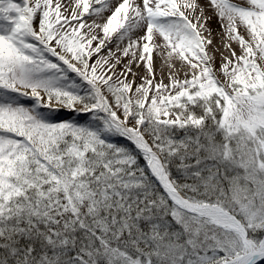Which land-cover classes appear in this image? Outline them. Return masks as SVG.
<instances>
[{
    "label": "snow or ice",
    "instance_id": "obj_1",
    "mask_svg": "<svg viewBox=\"0 0 264 264\" xmlns=\"http://www.w3.org/2000/svg\"><path fill=\"white\" fill-rule=\"evenodd\" d=\"M0 264H264V0H0Z\"/></svg>",
    "mask_w": 264,
    "mask_h": 264
},
{
    "label": "bare ground",
    "instance_id": "obj_2",
    "mask_svg": "<svg viewBox=\"0 0 264 264\" xmlns=\"http://www.w3.org/2000/svg\"><path fill=\"white\" fill-rule=\"evenodd\" d=\"M210 26L213 28V34H214V43L216 45H220V39L218 36H216V32L219 31V25L216 22V19L213 18V20L210 22ZM218 62H219V56L217 55V66H218ZM157 72L159 71V67H160V60L157 58ZM140 71H143V69L141 68ZM159 74V73H158Z\"/></svg>",
    "mask_w": 264,
    "mask_h": 264
},
{
    "label": "rangeland",
    "instance_id": "obj_3",
    "mask_svg": "<svg viewBox=\"0 0 264 264\" xmlns=\"http://www.w3.org/2000/svg\"><path fill=\"white\" fill-rule=\"evenodd\" d=\"M158 70V69H157ZM158 73H159V71H158Z\"/></svg>",
    "mask_w": 264,
    "mask_h": 264
}]
</instances>
